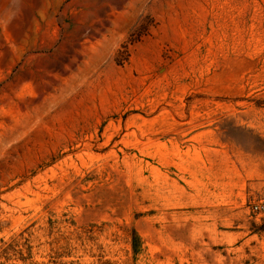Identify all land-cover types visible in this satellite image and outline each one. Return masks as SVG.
I'll return each instance as SVG.
<instances>
[{
  "label": "rangeland",
  "instance_id": "rangeland-1",
  "mask_svg": "<svg viewBox=\"0 0 264 264\" xmlns=\"http://www.w3.org/2000/svg\"><path fill=\"white\" fill-rule=\"evenodd\" d=\"M264 0H0V262L264 264Z\"/></svg>",
  "mask_w": 264,
  "mask_h": 264
},
{
  "label": "built area",
  "instance_id": "built-area-1",
  "mask_svg": "<svg viewBox=\"0 0 264 264\" xmlns=\"http://www.w3.org/2000/svg\"><path fill=\"white\" fill-rule=\"evenodd\" d=\"M255 210L258 211V212H261V211L264 210V208H263V207L261 208V207H257V206H256V207H255Z\"/></svg>",
  "mask_w": 264,
  "mask_h": 264
},
{
  "label": "trees",
  "instance_id": "trees-1",
  "mask_svg": "<svg viewBox=\"0 0 264 264\" xmlns=\"http://www.w3.org/2000/svg\"><path fill=\"white\" fill-rule=\"evenodd\" d=\"M2 256H3V252L0 254V259L2 258ZM0 264H3V263L0 262Z\"/></svg>",
  "mask_w": 264,
  "mask_h": 264
}]
</instances>
